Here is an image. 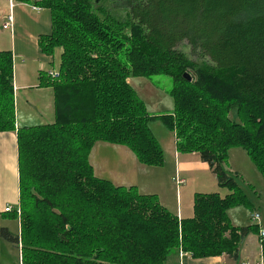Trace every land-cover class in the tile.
Here are the masks:
<instances>
[{
    "label": "trees",
    "instance_id": "obj_1",
    "mask_svg": "<svg viewBox=\"0 0 264 264\" xmlns=\"http://www.w3.org/2000/svg\"><path fill=\"white\" fill-rule=\"evenodd\" d=\"M36 3L53 18L41 51L64 49L59 79L42 82L54 89L53 123L17 128L13 54L0 51V132L17 131L20 214L14 215L21 225L15 234L0 223V235L21 246L22 264H167L179 248L195 258L237 257L242 239L258 227L232 224L228 209L252 204L224 164L228 150L241 146L264 177V0ZM114 9L127 11L129 19H117ZM185 42L205 62H192L179 49ZM188 67H196L200 94L208 100L188 106L177 86L175 112L159 117L170 128L173 115L189 111L177 121L183 128L177 149L199 152L230 192L198 194L194 216L180 219L156 195L96 176L89 156L101 140L129 145L145 165H163L151 115L128 91L126 77L165 73L189 86L183 76ZM232 111L245 116L247 129L231 128L237 126L229 125ZM212 131L222 145L210 144ZM262 246L264 255V238Z\"/></svg>",
    "mask_w": 264,
    "mask_h": 264
},
{
    "label": "rangeland",
    "instance_id": "obj_2",
    "mask_svg": "<svg viewBox=\"0 0 264 264\" xmlns=\"http://www.w3.org/2000/svg\"><path fill=\"white\" fill-rule=\"evenodd\" d=\"M100 0H97V3H99ZM34 12V11H32ZM35 13V12H34ZM113 15L121 21H125L129 19V14L127 11L121 10V9H114L112 10ZM4 20L0 19V41L5 42L6 45H9V47H6L5 49H11L12 46V40L10 36V32L3 27ZM15 24V22H14ZM128 32V30H127ZM179 49L183 50L187 57L192 60V62H195L196 64H202L205 62V60L198 55L191 53V48L187 45V43H183L180 45ZM7 51V50H6ZM64 49L60 48V53L62 55ZM57 54V53H53ZM60 55V60H61ZM94 57H96L94 55ZM15 72L16 70L22 69L24 71H29L30 74H33L34 71L36 72L39 64L35 59H29L27 57H18L16 58V61L13 60ZM44 69L48 70L49 68H52V65L50 64H43ZM60 65V62H59ZM58 65V66H59ZM127 68L131 69L132 64L129 60L126 61ZM59 69V67H57ZM186 72H189L192 74V80L188 81L191 84L189 86L181 84L168 74L165 73H152L149 72L148 74H140L136 76L130 75L127 78V86L129 87L128 91L135 92L136 96L144 101V104L147 108V111L151 115V122H150V130L153 136H155L159 143L162 146L164 155H163V165L160 166H150L151 168H147L150 172L147 175V177H155L156 174L162 173L166 176V179L164 180L162 184V201L170 207L177 209V205L182 202L186 207H189L191 203L194 200L195 204V196L198 194H206V193H219L221 197H224L229 191L226 188H221L218 185V181L216 176L205 166L202 164V161L200 159L199 152H182L177 149V144L180 140L179 132L181 133L182 127H180L179 123V117L181 115H185L189 111L185 112L186 109H181L179 111V114L173 115V121L171 124L172 127H168L164 120H162L160 115L165 114H171L175 112V99L172 96V90L174 88H177V86H180L183 89L181 98L183 99V102L186 105L195 106L198 103L203 104L206 99L205 96L200 94V87L199 82L201 81L198 73L196 71V67H188L186 69ZM38 74V71H37ZM45 77H43L45 84L46 82L54 81L53 79L48 78V74H44ZM38 77V76H37ZM47 87H52L51 85H47ZM53 89V87H52ZM54 91V89H53ZM202 93V92H201ZM198 97V99H196ZM229 119L231 118L234 122L229 123V125H237L231 127L235 132H238V130L242 131V129H247V123L245 121V116L242 114H237L236 111H232L229 113ZM158 117V118H157ZM54 120H55V94H54ZM178 121V123H177ZM54 122V121H53ZM52 122V123H53ZM50 124V123H45ZM214 131V130H213ZM209 134L208 139L211 140L210 144L215 146L222 145V142H219V137L215 139V142L212 140V133ZM215 135V133H214ZM13 140V138H10ZM6 138L1 137L0 138V199L4 200L5 203L11 207V211H5V207L3 209H0V223L1 226L8 227L10 231H12L15 234L20 233V223H19V216L16 214L14 215L15 211L19 209L20 207V189H19V183L18 180L16 181L15 178V170L12 167L11 161L13 157L12 145L14 141L10 144L9 138V147H5ZM117 146H121L122 150L125 152V149H129L132 154L138 159L136 153L129 147V145L124 144H118V143H110L105 141H97L95 145L92 148V157L89 156L92 160V163H94V172L95 175L102 177H108L111 175V177L115 176L117 181L120 183L125 184H151L150 181L146 180V173H145V166L147 165H141L140 163H137L138 161L135 158H132L130 161L127 159H124V162L126 164H122L119 159H117L115 156ZM125 147V148H124ZM175 153H180L179 156H175ZM91 154V152H90ZM7 160H10L7 162ZM139 160V159H138ZM140 161V160H139ZM15 162V158H14ZM184 164L188 163L191 165H194L192 167L193 173H191L190 181L186 182L184 180H181L179 176L177 178H172L175 174V169L177 164ZM149 166V165H148ZM224 168L237 180L239 187L247 193L252 199L254 198L255 192L258 191V194L260 191L264 190V177L253 159L251 158L248 151L241 147V146H235L228 150V161L224 164ZM100 177V178H102ZM11 179H14V187L12 186ZM105 179V178H104ZM108 180V179H107ZM110 181V180H109ZM112 182V181H111ZM113 186L116 187H125L127 190L135 189L137 193H140L138 189L135 186H122V185H116L112 182ZM17 185V189L15 190V186ZM251 185H254L255 188ZM134 187V188H133ZM255 189L257 191H255ZM19 196V197H17ZM255 199H258V196L255 197ZM254 201V200H253ZM86 205V204H85ZM166 205V206H167ZM82 206V203L75 205L74 207L80 208ZM87 206V205H86ZM167 206V207H168ZM89 207H94L89 205ZM193 207V206H192ZM191 208V207H190ZM250 208V210H249ZM169 209V208H168ZM99 211H103L98 207ZM170 210V209H169ZM253 206H247L245 204L236 205L233 207H230L228 209V215L232 217V219L235 221V224L241 223V225H245L248 223H251L253 220L250 217V211H253ZM19 214H20V210ZM171 211V210H170ZM38 210H35L32 216H34L35 220H38L41 215ZM237 217V218H236ZM9 248L6 250L3 247H0L2 249V253L7 252V258L9 261V264H19V251L12 245V243H9ZM179 251V252H177ZM173 255L179 256V260H181L186 255H189L186 252H183L182 250H176L171 252L167 259V264H173V261L171 262V259Z\"/></svg>",
    "mask_w": 264,
    "mask_h": 264
},
{
    "label": "crops",
    "instance_id": "obj_3",
    "mask_svg": "<svg viewBox=\"0 0 264 264\" xmlns=\"http://www.w3.org/2000/svg\"><path fill=\"white\" fill-rule=\"evenodd\" d=\"M10 0H0V19L7 20L8 14L12 11L14 15V22L12 29H6L10 32L12 46L11 49H5L9 47L6 45L5 42L0 41V51L10 50L13 54V60L16 61L18 57H27L29 59H35L38 62L39 67L37 71L33 74H30L29 71H24L22 69H17L15 72L14 69V90H15V113H16V126L17 128L20 125H37V124H45V123H52L54 120V91L52 87H47V85H43L42 82L44 81L43 77L44 74H48V78H52L49 75V71L56 70L59 62H60V48L55 50L56 55H47L44 54L40 49V38L44 35H49L53 29V18L52 12L49 8L38 5L36 2L40 0H14V6L11 7L9 2ZM33 6L40 7V10L33 9ZM34 11V12H32ZM43 64H50L52 68L48 70L44 69ZM42 74V78L40 75ZM38 76V77H37ZM5 137V147H9L8 138L10 144L14 141L12 148V158L11 164L13 169L15 170V178L16 181L18 180L19 183V150H18V141H17V131H4L0 132V138ZM10 138H13L10 139ZM125 148V147H124ZM116 158L121 161L122 164H126L124 159L131 160L135 158L142 166L143 162L141 163L129 149H125V152L122 150L121 146H117L116 150ZM175 153V156H177ZM180 154V153H179ZM178 154V156H179ZM92 155V151L90 156ZM92 157V156H91ZM201 159V157H200ZM10 160H7L9 162ZM202 164L210 170L212 173L213 171L209 167L207 162H204L202 159ZM90 163L94 167V163L90 158ZM194 165L184 163V164H177L175 169V174L172 178H179L186 182L190 181V176L192 171V167ZM145 177L147 181H150L151 184L146 183L143 185L139 184H125L120 183L117 181L116 177L109 175L108 177H102L112 181L116 185L122 186H135L141 194H154L158 197L159 201L163 206L167 209L169 208L174 214H176L180 219L183 218H190L194 216V200L189 207H186L184 204L179 203L177 205V209L170 208L167 203L165 204L161 197H162V184L166 179V176L162 173L156 174L155 177H147L149 174V170L147 168H151L150 166H145ZM215 175V173H213ZM216 176V175H215ZM217 178V177H216ZM12 186L14 187V179H11ZM255 188L254 185H251ZM17 189V185L15 186V190ZM18 190V189H17ZM228 190V189H227ZM229 191V190H228ZM255 191H257L255 189ZM230 192V191H229ZM245 193V192H244ZM228 194V193H227ZM226 194V195H227ZM248 200L254 207L253 211H250V217L256 212L260 214V221L251 222L245 225H241V223L235 224L232 217H230L231 222L236 227H244V226H254L256 225L258 228L257 230H251L249 234L242 239L239 244V252L237 257L231 256L229 254H223L219 256H209L203 258H195L189 255H186L181 260H179V256L173 255L171 262L173 264H243L246 262H251L252 264L257 263H264V255H263V246L262 241L260 238V227L258 223L264 226V190L255 192L254 198L252 199L247 193H245ZM258 196V199L255 197ZM19 197V196H17ZM254 200V201H253ZM5 201L0 199V209L6 208L7 204H4ZM168 207H167V206ZM193 206V207H192ZM191 207V208H190ZM250 210V208H249ZM231 215V214H229ZM237 218V217H236ZM20 223V220H19ZM21 226V225H20ZM21 231V227H20ZM20 234V233H19ZM10 241L6 240L0 235V247L5 248L6 250L9 248ZM14 247L19 251V264H22V252L21 246L17 247L14 243H12ZM2 249L0 248V264H9L7 256V252L2 253Z\"/></svg>",
    "mask_w": 264,
    "mask_h": 264
},
{
    "label": "built area",
    "instance_id": "obj_4",
    "mask_svg": "<svg viewBox=\"0 0 264 264\" xmlns=\"http://www.w3.org/2000/svg\"><path fill=\"white\" fill-rule=\"evenodd\" d=\"M12 1H14V0H10L9 2L11 4V7L13 8L14 2H12ZM33 9L40 10V7L33 6ZM13 23H14V15H13V12L11 11L8 14V16H7V20L3 24L4 29H12ZM48 73L53 79H59V77H60V72H59L58 69L51 70ZM5 211H11V207L7 206L5 208ZM253 220L257 221V222L260 221V214L258 212L253 214ZM258 225L260 227V238H261V241H262V239L264 238V226L260 225L259 223H258ZM243 264H252V263L251 262H246V263H243ZM257 264H264V263L261 262V263H257Z\"/></svg>",
    "mask_w": 264,
    "mask_h": 264
},
{
    "label": "water",
    "instance_id": "obj_5",
    "mask_svg": "<svg viewBox=\"0 0 264 264\" xmlns=\"http://www.w3.org/2000/svg\"><path fill=\"white\" fill-rule=\"evenodd\" d=\"M183 76H184V78H185L186 80H188V81H191V80H192V74L189 73V72H185V73L183 74Z\"/></svg>",
    "mask_w": 264,
    "mask_h": 264
}]
</instances>
